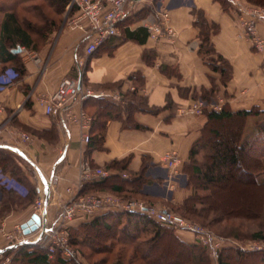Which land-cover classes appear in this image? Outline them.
<instances>
[{"label": "crops", "instance_id": "obj_1", "mask_svg": "<svg viewBox=\"0 0 264 264\" xmlns=\"http://www.w3.org/2000/svg\"><path fill=\"white\" fill-rule=\"evenodd\" d=\"M71 8L68 6L60 27L40 50L22 49L27 66L24 76L12 80L14 73L8 71L0 79V150L14 153L24 180L19 181L9 165L3 170L8 161H0V208L10 207L0 216V258L24 242H12L7 233H16L18 225L31 218L37 196L43 193L46 199V188L49 200L44 219L48 225L55 222L62 201L71 196L68 188L75 194L79 191L77 183L85 159L108 169L110 176L124 177L123 172L131 175L144 170L141 193L135 196L149 203L169 207L173 201L182 202L191 193L188 182L182 180L188 178L185 165L207 121L205 113L196 114L187 108L195 93L214 87L216 96L211 101L222 106L227 103L238 110L257 105L264 109V53L247 37L233 0L226 5L221 0H139L127 6L117 34L92 54L86 53L85 31L68 26L74 14ZM198 11L217 26L211 35L215 49L206 55L200 52ZM165 14L176 35L151 36L145 19L154 16L163 20ZM259 31L264 36V23L259 24ZM145 52H153L152 61L145 59ZM219 56L231 65L226 81L208 60ZM134 72L142 76L138 87L130 78ZM66 76L79 78L83 86L95 92L109 94L75 100L71 103L73 111L85 109L90 98H104L122 107L120 116L108 120L101 143L84 141L78 124L48 114L39 102L41 94L53 92ZM133 91L144 98V107L128 111L126 105L132 101ZM116 92L122 99L111 96ZM250 128L254 130L255 120ZM22 130L32 139L21 138ZM170 150L181 157L175 178L170 177L171 170L163 161ZM28 183L39 191L32 199L28 197ZM109 209L99 208L92 215L78 212L71 224ZM178 231L184 239L194 237L184 229ZM27 235L29 241H38L39 232ZM13 253L6 258H12Z\"/></svg>", "mask_w": 264, "mask_h": 264}, {"label": "trees", "instance_id": "obj_2", "mask_svg": "<svg viewBox=\"0 0 264 264\" xmlns=\"http://www.w3.org/2000/svg\"><path fill=\"white\" fill-rule=\"evenodd\" d=\"M221 1L224 5L228 3V0ZM248 1L264 6V0ZM70 2L71 0H0V79L8 71L14 73L12 80L24 76L27 66L22 52H16L14 49L24 46L40 50L47 43L51 33L60 27ZM71 7L75 13L77 6L72 5ZM196 24L201 28L200 52L205 55L209 54L215 49L211 35L217 30V26L215 23L210 24L201 11H198ZM144 57L152 61L150 58L153 57V52H145ZM208 60L213 69L222 73L223 81L230 77L231 65L224 57L219 56V59L209 57ZM130 78L134 80L137 87L140 86L142 76L139 72L130 74ZM215 96L213 87L210 90L195 93L194 99L202 97L211 101ZM131 99L132 101L126 105L128 111L144 107L142 104L144 98L136 91L132 92ZM85 109L93 116L90 141L101 143L105 137L108 120L120 116L122 107L104 98H90L85 101ZM204 113L207 121L202 128L201 135L192 144L189 161L185 165L189 179L188 185L194 190L202 187L203 183L198 184L195 178L199 182L206 180L217 185L230 178H237L235 171L238 169L241 171V176L247 175L250 178L254 185L252 192L257 194L260 189L264 188V179H258L257 176L260 172L257 168L259 170L264 168V152H262L264 150V118L260 117L264 115V109L255 105L251 108L234 110L225 103L220 109L207 106ZM251 116L257 117L255 128L253 132L247 133V122ZM224 122L231 124V135L227 139L224 137L227 135L226 132H223L221 128ZM205 154L211 159L210 166L206 168L200 164ZM4 160H7L8 164L3 167V170L6 171L9 165L12 174L19 181L24 182L20 175L22 169L18 166L14 153L0 150L1 163ZM144 181V170L129 174V177L109 175L88 181L80 192L107 190V192L132 196L141 193ZM28 185V197L32 199L39 191L37 186L31 183ZM180 205L179 210H187L196 216H205L206 212L213 211L209 202L197 191L190 193ZM9 209V206L1 207L0 216ZM256 235L263 237L261 233ZM69 236L72 244L81 247L79 249H82L85 255L84 248L90 250L91 253L110 254L112 249L120 246L118 257L126 258L131 252L130 263L141 261L140 264H173L175 256L177 258L181 256V253L176 252L177 249L172 248L171 245L191 249L197 263L205 259L202 251L206 248L203 244L198 241L194 243L186 241L177 233L175 227L157 221L146 212L109 209L78 224H70ZM165 241L169 243L162 245ZM261 251L264 253V249L252 252L240 250L239 252L243 253L242 255L250 253L257 256L262 253ZM11 253L13 255L8 264H83L77 257L65 258L61 254L50 257L48 247L42 243V240L21 242L16 248L7 251L0 258V262ZM121 258L113 264H125ZM218 264L234 263L221 254Z\"/></svg>", "mask_w": 264, "mask_h": 264}, {"label": "built area", "instance_id": "obj_3", "mask_svg": "<svg viewBox=\"0 0 264 264\" xmlns=\"http://www.w3.org/2000/svg\"><path fill=\"white\" fill-rule=\"evenodd\" d=\"M139 0H71L69 6L76 5V12L68 19V26L78 27L85 31L88 41L86 53H94L101 45L107 42L118 32V23L122 20L129 4H135ZM238 11L245 33L254 47L264 53V36L259 31V24L264 23V6L256 5L245 0H233ZM151 36L160 38L164 36H175V27L168 22V17L158 20L154 16L145 19ZM22 49H25V47ZM85 66V61L80 62ZM92 95H109L105 91L95 92L92 88L83 86L82 80L77 77L66 76L62 78L57 88L50 93H43L39 96V102L45 107L48 114L66 118L78 124L81 128L84 141L91 140V128L93 116L82 108L78 112L71 109V103L75 100H84ZM115 99H122L120 92L111 95ZM215 109L222 108L221 102L207 101L202 97L194 99L188 109L196 114H203L206 107ZM3 106L0 104V110ZM21 138L31 140L32 135L27 131H20ZM163 161L171 170L170 177L175 178L179 174L178 165L181 157L176 150L165 153ZM110 175V171L102 166H94L90 160H84L81 164L79 180L77 183L78 193L73 192L69 187L70 197L62 201L60 214L51 225L41 226L36 233L38 240L48 247L49 256L54 257L61 254L65 258L79 256L78 250L71 243L69 226L78 212L87 215L94 214L99 208H110L115 210H129L135 212H146L157 221L180 229L190 230L196 235L198 242L220 248V240H212L206 229L198 224L188 221L184 216L175 213L168 207H161L156 204L135 197H122L111 193L99 194L96 192H80L88 181L100 179ZM128 177L127 172H123ZM46 199L40 193L35 202V213L44 217ZM16 233H7L12 242L29 241L28 235L24 232L22 225H18ZM43 232V234H42ZM34 233V232H33ZM11 258H6L0 264H8Z\"/></svg>", "mask_w": 264, "mask_h": 264}, {"label": "rangeland", "instance_id": "obj_4", "mask_svg": "<svg viewBox=\"0 0 264 264\" xmlns=\"http://www.w3.org/2000/svg\"><path fill=\"white\" fill-rule=\"evenodd\" d=\"M21 47L24 48V46ZM24 51H26V47ZM20 52L23 51L21 50ZM260 117L264 118V115ZM256 118L257 117L253 116L249 118L246 127L247 133H250L251 131L253 132V129L250 127L252 126L253 121H256ZM221 125L222 131L226 132L227 134L224 136L225 139L229 138L231 135V124H226V122H224ZM262 152H264V150ZM210 161V157L205 154L200 164L206 168L210 166ZM256 162H258V160H256ZM257 171H260L257 174L258 179H264V168L262 167L260 170L257 168ZM235 172L238 176L237 178H230L227 181L217 183V185L207 182L206 180H201L202 182H199V180L195 178V182L198 184L203 183V185L202 187H198V190H194L191 187V193L197 191L198 194L204 197L213 208V211L209 213L206 212L205 216H196L193 213L187 212V210H179L178 207L181 206L180 204H183L184 200L182 202L173 201L172 205H169V209L184 216L188 221L202 225L212 240H220L221 242L220 248L217 249L203 244L206 248L202 251L205 259H202V261L198 263L194 260L191 249L187 247L180 248L175 245H171L172 248L175 247L177 249L176 252L179 251L181 253V256H178L177 258L175 256V262H173V264H218L221 254L224 255L225 258L233 261L234 264H264V257H262L264 254L263 251H261L262 253L257 256H254L250 253L247 255H242L243 253L239 252L240 250L252 252L264 249V188L260 189L258 193L256 192L257 194H254L252 192L254 185H252L250 178L247 177V175L241 176V171H238V169ZM182 180L184 182H188L189 179L182 178ZM89 192H96L99 194L111 193L122 196L121 194L114 192ZM129 197L140 198L135 195ZM141 199L146 200L142 197ZM178 230L182 229L176 228V231L179 234ZM185 231L190 232V234L193 233L190 230ZM258 233H261V236L263 237H258L256 235ZM192 235L194 236L192 240H185L192 243L197 242L196 235L194 233ZM166 242L167 241H165L162 245H167L169 243ZM73 246L78 250L79 256L77 258H79L83 264H113V262L121 258L118 257L120 246L116 247V249H112V253L110 254L91 253L90 250L84 248L86 255L83 254L82 249H79L81 247H77L74 244ZM199 247L201 248V246ZM197 251L201 254L199 250ZM130 253L131 252L127 254L126 258H121L124 260L125 264H140L141 261L130 263ZM158 258H160V256Z\"/></svg>", "mask_w": 264, "mask_h": 264}, {"label": "water", "instance_id": "obj_5", "mask_svg": "<svg viewBox=\"0 0 264 264\" xmlns=\"http://www.w3.org/2000/svg\"><path fill=\"white\" fill-rule=\"evenodd\" d=\"M21 50H22L21 46H18L17 48L14 49V51H16V52H20ZM48 200H49V190H48V188H46V207H45L44 215H46V213H47ZM46 225H47V223H46L44 217L39 213H34L30 219H28L27 221H25L22 224V227H23L24 232L26 234H30L32 232L37 231L41 226H43L45 228ZM42 234H43V232H42Z\"/></svg>", "mask_w": 264, "mask_h": 264}]
</instances>
